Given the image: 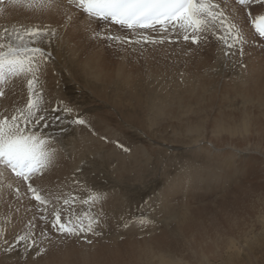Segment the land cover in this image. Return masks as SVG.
<instances>
[{
    "label": "rangeland",
    "instance_id": "374dc122",
    "mask_svg": "<svg viewBox=\"0 0 264 264\" xmlns=\"http://www.w3.org/2000/svg\"><path fill=\"white\" fill-rule=\"evenodd\" d=\"M232 2L235 4L234 0ZM0 4L3 6L10 2L3 0ZM262 12L263 6L259 13L252 11V14L255 16ZM244 17L246 26L240 27L246 36L243 54H240L238 45L230 50L228 56L224 55L227 49L220 41H215V37L194 47L182 40L147 45L141 54L138 47L136 51L132 50L136 46L92 38V29L87 27H77L76 33L70 32L71 24H66L65 19H62V23L51 22L48 25L57 29L52 44H62L64 47L67 43L68 49L63 51L65 55H94L98 63L106 65L96 68V71L104 73L109 81L96 85L86 74L76 73L81 83L69 81L67 85L70 87H63L62 92L60 90L62 96L58 99L54 91H49L50 97L43 106L49 109L58 105L69 108L76 105L77 109L68 115L65 129L74 125L79 131L99 137L107 146L102 149L98 146L102 152L98 158L97 153L90 154V166L89 162L86 163L89 156L82 157L87 158L85 165L79 162L82 168L79 167L81 172L76 176L75 183L78 187L83 184V189H63L55 178H49L43 183L44 186L35 183L34 186L61 197L63 194L64 197L66 194L79 196L78 202H75L78 205L72 207L76 208L77 213L88 211L99 220L94 228L99 235L89 232L67 236L55 232L46 221L40 219L41 213L36 209L43 206L36 205L30 199L27 184L12 177L0 185V264H155L157 257L165 256L166 259L167 256L168 259L171 255L177 257L173 264H188V258L191 260L193 257L196 258L189 264H264V103L258 100L259 97L264 98V92L255 88L259 87L261 81L264 82V41L252 32L247 12H244ZM4 21L0 20V31L15 27ZM100 28L102 30V25ZM247 28L253 35L245 34L243 30ZM110 29L113 34H126L116 25ZM69 34H74L75 39L67 37L68 41L63 40ZM172 39L175 41L176 38L173 36ZM215 43L220 45L223 52L220 62L214 58L217 52L208 49ZM247 57L256 60L254 67L260 69L251 76L250 83L243 84L235 79L232 72L237 67L246 66ZM60 68H69V65L60 62ZM195 69L209 77L205 81L206 86L198 92L192 91L193 94L183 87H172L170 84L160 86L156 80L157 76L160 77L159 81L163 77L167 80L171 77L170 81L175 76L181 79V75L184 77ZM258 78L261 81H257ZM225 86L228 87L227 91ZM164 91L168 92V97ZM169 94L175 95L171 98ZM206 94L209 97L204 96ZM247 96L250 97L246 99ZM26 101L27 98L16 101L18 105L12 103L9 110L12 111L14 106H23ZM157 106L164 108L160 111L156 109ZM77 114L86 121V125L71 123ZM56 115L63 118L67 114L61 111ZM50 116L55 114L51 113ZM90 119H95L96 124L92 126ZM46 129L43 131L49 134ZM108 132H111L109 138ZM109 146L116 152L110 150ZM92 148L94 150L95 147ZM99 149L97 151L100 153ZM79 157L80 151L74 150L69 155L70 162H77ZM96 163L103 166L102 169ZM91 165L93 168H89ZM52 171L51 168L50 175ZM74 176L71 175L72 178ZM91 179L95 182H89ZM9 183L12 184L11 188L7 186ZM90 191L102 193L104 199L97 204H82L80 201L87 199ZM56 203L54 200L53 204ZM59 206L67 207L62 200ZM51 211L52 206L49 205L48 212L44 213L49 220L52 218ZM29 221L32 222L31 226ZM191 221L195 224L188 226ZM160 232L172 234H160L162 243H158L154 238ZM24 234L35 241V247H29V241H24L11 252L4 251L9 244L15 243L16 236ZM170 239L176 246L173 253L166 244ZM105 244L107 248H104ZM219 254L224 258L219 259ZM199 255L203 258L199 259Z\"/></svg>",
    "mask_w": 264,
    "mask_h": 264
},
{
    "label": "snow or ice",
    "instance_id": "6c2138e0",
    "mask_svg": "<svg viewBox=\"0 0 264 264\" xmlns=\"http://www.w3.org/2000/svg\"><path fill=\"white\" fill-rule=\"evenodd\" d=\"M3 0H0L2 3ZM13 6L24 7L37 12H52L65 17V23L73 22L71 9H76L75 19L84 20L86 27L92 29L94 39H104L112 43L140 49L143 53L147 45L163 44L182 40L199 46L209 42L210 37L220 41L227 51L243 44L246 36L235 22V14L241 10L247 12L251 27L264 39V12L253 16L249 11L253 5L264 6V0H234L239 7L229 9L227 4L216 0H9ZM94 25L96 27H94ZM102 25V30L100 26ZM112 25L126 34H113ZM155 34V35H153ZM57 36V29L48 26L13 27L0 31V97L6 95L4 88L23 79L26 82L27 101L23 106H14L12 111H0V185L15 177L27 184L30 199L36 202V211L40 219L46 221L55 232L67 236H79L81 233L95 232L99 220L88 211L77 213L72 205L78 199L75 196L61 197L50 190L34 186L53 166L57 149L53 147L58 138L43 131L50 124L56 125L62 117L55 115L48 120L43 104V90L39 88V72L51 58L52 53L46 47ZM176 38L175 41L172 39ZM71 114L72 108L57 106L51 112ZM43 122V124H42ZM75 125H86L78 114L71 119ZM42 125V127H41ZM39 129V130H37ZM122 147V146H121ZM127 151V149H125ZM9 188L12 184L7 185ZM19 196V189L16 190ZM104 199L97 191H90L87 199L80 202L94 204ZM56 204H53V201ZM67 207H60L59 201ZM52 206L51 219L44 213ZM143 222V221H142ZM29 225L32 222L29 221ZM127 226V225H125ZM29 241V247H35V241L29 235H18L15 243L9 244L4 251L11 252L21 242ZM40 251H44L40 249ZM39 254V253H38Z\"/></svg>",
    "mask_w": 264,
    "mask_h": 264
},
{
    "label": "bare ground",
    "instance_id": "6f19581e",
    "mask_svg": "<svg viewBox=\"0 0 264 264\" xmlns=\"http://www.w3.org/2000/svg\"><path fill=\"white\" fill-rule=\"evenodd\" d=\"M217 1H219L220 2V0H217ZM224 4H227V6H228V8H230V9H235V8H237V7H239L238 5H236V4H233V2L232 1H224V3H222V7L224 6ZM253 7V9L255 10V12H258L259 13V11L262 9V6L261 5H254V6H252ZM264 7V6H263ZM74 15H73V22L71 23V25L69 26L70 28H72V30L70 31V32H75V30H76V28L77 27H81V28H85L86 27V22L84 21V20H80V21H77L76 19H75V14H76V12H77V10L76 9H71L70 10ZM5 20L4 22H9V23H11L13 26L15 25V27H34V26H41V27H43V26H48V25H50L51 24V22H53V23H58V22H63V20L65 19V17L64 16H62V15H57V14H54V13H52V12H43V11H40V12H37V11H34V10H30V9H27V8H24V7H19V6H13L12 4H7V5H3V6H1V4H0V20L2 21V20ZM63 19V20H62ZM62 20V21H61ZM235 20H238L237 21V23H238V25H239V27H241V26H246V18L244 17V12H243V10H241V11H239L238 13H236L235 14ZM45 23H47V24H45ZM247 24H248V22H247ZM2 25V24H1ZM112 26H115V25H112ZM248 26V25H247ZM94 27H96L95 25H94ZM250 27H251V25H250ZM113 28V27H112ZM88 29V28H87ZM250 29V28H249ZM111 30V29H110ZM251 30H252V32L255 34V35H257L256 33H255V31L253 30V28L251 27ZM67 31H69V29L67 30ZM66 31V32H67ZM244 32H245V34L246 35H253V34H250L249 32H251V31H249L248 30V28L247 29H245V30H243ZM76 33V32H75ZM78 33V32H77ZM61 36H64V35H61ZM258 36V35H257ZM60 37V36H59ZM64 37H66V39H64L63 38V40H65V41H68V39H67V37H70V39L72 40V39H75V37H74V34L72 35V36H70V34L68 35V36H64ZM259 37V36H258ZM260 38V37H259ZM215 39V38H214ZM252 39H254V38H252ZM261 39V38H260ZM256 40V39H255ZM258 40V39H257ZM263 41H264V39H262ZM74 41V40H73ZM215 41H216V39H215ZM60 42V41H59ZM83 42V41H82ZM188 43V42H187ZM183 44V43H182ZM212 44V43H211ZM185 45V44H184ZM206 45V44H205ZM68 44L67 43H65V45H64V47H62V44H58V45H56V44H48V45H46V47H47V49L49 50V51H51V53H52V58L45 64V65H43L42 67H41V70H40V72H39V81H40V84H39V88L40 89H42L43 90V100H44V102L50 97L49 96V91H54L55 92V95L57 96V99L59 98V96H62V94H60V90H61V92H62V89H63V87L64 88H66V89H68L70 86L69 85H67L68 83H69V81H80V79H77V76H75L76 75V73L77 74H80V73H82V74H80V75H87L88 76V78L90 77L91 79H92V81L93 82H91L92 84L93 83H95L96 85H97V83H99V84H103V83H105V81H109V77H107V76H105V74L104 73H102L101 71H96V68H103V67H105L106 65H101L100 64V62L98 63L97 61H96V59L93 57L94 55H65V53L63 52L64 50H66V48L68 49ZM193 46V45H192ZM191 46V47H192ZM213 46V45H212ZM212 46L210 45L209 47H208V49H210V50H212L211 52H217V55H215V57L214 58H216L219 62H220V60L219 59H221V56L223 55V52H222V49H221V47H220V45L219 44H216L215 43V45L213 46V48H212ZM194 47V46H193ZM196 49V48H195ZM193 50H194V48H193ZM210 52V54L211 55H214V53H211ZM257 52V51H256ZM64 53V54H63ZM198 54V53H197ZM192 55V54H191ZM247 55H249V54H247ZM261 55V54H260ZM96 56V55H95ZM206 56V55H205ZM251 56V55H250ZM174 57V56H173ZM195 57V56H194ZM165 58V57H164ZM183 58H185V57H183ZM196 58V57H195ZM247 58H249V60L247 59V63H246V66H241V67H237L236 69H234V71L232 72V73H230V75L232 74V75H234V76H236V78L235 79H238V81L239 82H241V83H243V84H246V83H250L251 82V76L252 75H254V73L257 71V70H259L260 68H258V67H254V62H256V60H254L253 58V60L252 59H250V57H247ZM103 59V58H102ZM159 59H161V58H159ZM172 59V58H171ZM199 59H201V58H199ZM207 59V58H206ZM209 59V58H208ZM98 60H99V58H98ZM168 60V59H167ZM174 60V59H173ZM179 60V59H178ZM182 60V59H181ZM192 60H194V59H192ZM252 60V61H251ZM180 61V60H179ZM223 60H221V62H222ZM60 62H66V63H68V65H69V68H64V69H61L60 68ZM183 62V61H182ZM190 62V61H189ZM261 62V61H260ZM183 63H186V62H183ZM191 63V62H190ZM203 63V62H202ZM257 63V62H256ZM170 64V63H169ZM173 64V63H172ZM176 64V63H175ZM192 64V63H191ZM229 64V63H228ZM227 65V64H226ZM103 66V67H102ZM170 66V65H169ZM177 65H175V67H176ZM181 66V65H180ZM185 66V65H184ZM193 66H195V65H193ZM197 66V65H196ZM257 66V65H256ZM261 66V65H260ZM92 67V68H91ZM162 67V66H161ZM201 66H199V68H200ZM164 68V67H163ZM166 68H167V66H166ZM180 68V67H179ZM188 68H189V66H188ZM187 68V69H188ZM199 68H197V69H199ZM207 68V67H206ZM162 69V68H161ZM169 69H171V68H169ZM177 69H178V67H177ZM180 69H182V68H180ZM180 69H179V71H178V74L180 73ZM184 69V68H183ZM182 69V70H183ZM194 69V68H193ZM197 69H195V70H193L192 72H190L188 75H184V77H183V75H181V79L178 77V78H176V76H175V79H173V80H169V79H171V77L167 80V79H164V77L162 78V79H160V81H159V78L160 77H158L157 75V77H156V80L158 81V82H160V86H164V85H167V86H169V84L172 86V87H176V86H178V87H180V88H182L183 87V89H185V90H188V91H200L199 89H201L202 90V87L203 86H206V85H204L205 84V81L207 80V77H209V76H207V77H205L204 75H202ZM208 69H209V67H208ZM168 70V69H167ZM174 70H176V68L174 69ZM181 70V71H182ZM190 70V69H189ZM233 70V69H232ZM137 71V70H136ZM165 71H166V69H165ZM171 71V70H170ZM177 71V70H176ZM176 71H175V73H176ZM185 71V70H184ZM188 71V70H187ZM261 71V70H260ZM100 72V73H99ZM107 72H109V71H107ZM154 72V71H153ZM167 72L168 71H166V74H167ZM172 72H174L173 71V69H172ZM211 72V71H210ZM217 72V71H216ZM158 73H159V71H158ZM174 73V74H175ZM224 73V72H223ZM227 73H229V70H228V72ZM258 73V72H257ZM155 74V73H154ZM161 74V73H160ZM171 74H173V73H171ZM177 74V73H176ZM177 74V76H179ZM182 74V73H181ZM183 74H184V72H183ZM207 73H205V75H206ZM213 74V73H212ZM219 74V73H218ZM262 74V73H261ZM220 75V74H219ZM87 76H85L86 78H87ZM110 76V75H109ZM164 76V75H163ZM260 76V75H259ZM258 76V77H259ZM167 76H165V78H166ZM173 77V76H172ZM211 77V76H210ZM214 77V76H213ZM255 77V76H254ZM262 77V76H261ZM79 78H81V77H79ZM87 78V79H88ZM107 80H106V79ZM111 78H113V77H111ZM110 78V79H111ZM136 78V77H135ZM151 78V77H150ZM215 78V77H214ZM217 78V77H216ZM222 78H224V76L223 77H221V79ZM256 78V77H255ZM68 79V80H67ZM213 79V78H212ZM220 79V78H219ZM235 79H234V81H235ZM121 80H122V78H121ZM130 80V79H129ZM226 80V79H225ZM255 80V79H254ZM82 81V80H81ZM132 81H134V80H132ZM216 81V80H215ZM220 81V80H219ZM223 81V80H222ZM231 81H233V80H231ZM257 81H261V79L259 80V78L257 79ZM83 82H85V81H83ZM88 82H89V80H88ZM125 82V81H124ZM217 82V81H216ZM237 82V81H236ZM79 83H81V82H79ZM183 83V84H182ZM215 83V82H214ZM132 84V83H131ZM181 84L183 85V86H181ZM207 84H209V83H207ZM219 84H220V82H219ZM224 84V83H223ZM226 84H228V83H226ZM201 85V86H200ZM212 85V84H211ZM221 85V84H220ZM234 84H232V86H233ZM236 85V84H235ZM254 85V84H253ZM215 86H216V84H215ZM259 87H255V88H257V90H259V92H264V82L262 83V81L260 82V84L258 85ZM126 87V86H125ZM129 87V86H128ZM210 87V86H209ZM218 87V86H217ZM222 87H224V86H222ZM226 87V86H225ZM233 87H235V86H233ZM243 87H244V85H243ZM252 87V86H251ZM208 88V87H207ZM211 88H212V86H211ZM227 88L228 87H226L225 89H226V91H227ZM236 88V87H235ZM246 88H247V86H246ZM254 88V87H253ZM179 89V88H178ZM204 89V88H203ZM214 89V88H213ZM213 89H211L212 90V92H213ZM233 89V88H232ZM237 89V88H236ZM239 89H241V87L239 88ZM242 89H244V88H242ZM241 89V90H242ZM82 90V89H81ZM159 90H161V89H159ZM158 90V91H159ZM165 90H166V88H165ZM176 90V89H175ZM205 90V89H204ZM210 90V91H211ZM222 90V89H221ZM223 90H224V88H223ZM4 91H5V93H6V95L4 96V97H0V111H3V110H5V109H7V110H9L10 109V107H12L11 106V104L12 103H15L16 104V101L18 102V101H22V100H24L25 98H27V88H26V82L25 81H23V79H21V80H18V81H16L15 82V84L14 85H10V86H8V87H5L4 88ZM101 91V90H100ZM166 91H168V90H166ZM166 91H164L165 93H164V95L165 94H167L166 93ZM187 91V92H188ZM207 91V90H206ZM251 91V90H250ZM105 92H107V91H105ZM151 92V91H150ZM209 92V91H208ZM216 92V94H217V91H215ZM230 92V91H229ZM233 92V91H232ZM237 92V91H236ZM252 92V91H251ZM255 92V91H254ZM51 93V92H50ZM158 93V92H157ZM160 94H161V91L159 92ZM203 93H204V91H203ZM205 93H207V92H205ZM220 93H221V91H220ZM223 93V92H222ZM228 93V92H227ZM234 93V92H233ZM248 93V92H247ZM253 93V92H252ZM252 93H249V95L250 94H252ZM132 94V93H131ZM135 94V93H134ZM153 94V93H152ZM162 94H163V92H162ZM171 94V93H170ZM169 94V95H170ZM191 94V93H190ZM189 94V95H190ZM192 94H193V92H192ZM195 94V93H194ZM211 94V93H210ZM215 94V93H214ZM225 94V93H224ZM235 94V93H234ZM255 93H253V95H254ZM155 95V94H154ZM163 95V97H165ZM175 95V94H174ZM174 95H170L171 96V98H172V96H174ZM178 95V94H177ZM201 95V94H200ZM203 95V94H202ZM212 95V94H211ZM237 95V94H236ZM244 95V94H243ZM247 95V94H246ZM141 96V95H140ZM153 95H151V97H152ZM159 95H157V97H158ZM162 96V95H161ZM160 96V97H161ZM193 96V95H192ZM195 96H197V95H195ZM194 96V97H195ZM204 96H206V97H209V96H207V94L206 95H204ZM203 96V97H204ZM214 96H216V95H214ZM217 96H220V95H218L217 94ZM223 96V95H222ZM226 96V95H225ZM167 97H168V94H167ZM166 97V98H167ZM180 97V96H179ZM189 97V96H188ZM187 97V98H188ZM212 97V96H211ZM229 97V96H228ZM239 97H241V96H239ZM246 97V96H245ZM250 97V96H249ZM248 96H247V98L246 99H248L249 98ZM254 97H255V95H254ZM162 98V97H161ZM165 98V99H166ZM175 98H176V100H177V97L175 96ZM181 98H182V95H181ZM190 98H191V96H190ZM205 98V97H204ZM214 97H212V99H213ZM218 98V97H217ZM222 98V97H221ZM221 98H219V99H221ZM235 98L236 99H238L236 96H235ZM244 98V97H243ZM242 98V99H243ZM153 99V98H152ZM156 99V98H155ZM174 99V98H173ZM173 99H171V100H173ZM183 99H185V100H189V99H186V98H183ZM197 99V98H196ZM201 99V98H200ZM218 99V100H219ZM233 99V96H232V98H231V100ZM253 99V98H252ZM154 100V99H153ZM164 100V99H163ZM182 100V99H181ZM226 100H228V99H226ZM259 101H261V103H264L263 102V100H264V98L262 99V98H260L259 97V99H258ZM156 101V100H155ZM178 101H180L179 99H178ZM223 101V100H222ZM255 101V100H254ZM152 102V101H151ZM216 102V101H215ZM218 102H220V100L218 101ZM243 102H245V101H243ZM247 102H248V100H247ZM255 102H257V100L255 101ZM163 103V102H162ZM162 103H160V104H162ZM246 103V102H245ZM250 103V102H249ZM14 104V105H15ZM54 104V103H53ZM73 104V103H72ZM152 104H153V102H152ZM155 104V103H154ZM258 104V103H257ZM16 105H18V103L16 104ZM163 105H166V103L165 104H163ZM160 106V105H159ZM159 106H157V110H160V111H162V109L164 108V107H159ZM44 107V109H46L47 111L45 112V115L48 117V120L50 121L51 119H50V117H52V116H50L51 115V113H53V112H51V109L52 108H49L48 109V107H45V106H43ZM54 107V106H53ZM72 109H73V111H75V109H77V107H76V105H74V106H72L71 107ZM13 109V108H12ZM9 111H11V110H9ZM55 115H56V113H54ZM68 115L69 114H67L66 115V117H63L62 118V121H57V123H56V125H52V124H50L49 125V127H48V132H49V134H51V135H54V136H56L57 138H58V143H56V144H54V147L57 149V153H56V156H57V158H56V161L54 162V166L52 167V169H53V171L51 172V175H50V170L49 171H47L45 174H44V176L41 178V179H39V180H36L34 183L37 185V184H41L42 186H44L43 185V183H46L47 182V180L49 179V178H55V179H58V182H59V185H61V187L64 189V188H77V191H78V189L79 188H81V189H83L84 188V186H82V185H79V187L77 186V183H75V180H76V176L77 175H79L80 174V169H79V167H81L82 168V165H79V162H82L84 165H85V162H86V160L85 159H87V158H83L82 159V157L84 156V157H88L89 156V159H87V162L86 163H88V165L90 164V161H91V158H90V154H92V153H97V157L96 158H98V156H101L100 154L102 153L101 152V150L99 149V147L102 149V147L103 146H107L106 144H105V142H101L100 140H99V137H95V136H93V135H91V134H88V133H86V132H82V131H79L78 130V128L77 127H75L74 125H70V127L68 128V129H65V123L69 120V118H68ZM75 115V114H74ZM75 118V117H74ZM73 119V118H72ZM89 121H91L92 123V126L93 125H95L96 123H95V119H90ZM250 122V121H249ZM255 122V121H254ZM90 123V122H89ZM103 129H105L104 127H103ZM82 130V129H81ZM86 130V129H85ZM100 130V129H99ZM107 130V129H106ZM109 130V129H108ZM87 131H89V130H87ZM103 131V130H102ZM79 132V133H78ZM81 132V133H80ZM89 132H91V131H89ZM109 133V135H108V138L110 137V135H111V132H108ZM107 139V138H106ZM200 139H203V138H200ZM109 140V139H108ZM200 141V140H199ZM93 144H95V146H93ZM227 144V143H226ZM99 146V147H98ZM221 146V145H220ZM227 146V145H226ZM92 147H95L96 148V150H95V148H94V150H93V148ZM77 149V151H80V155H81V158L79 159V160H77V162H70V159H69V155L71 154V153H73L74 152V150H76ZM100 150V153L97 151V150ZM105 149V151L107 152L108 150H106V148H104ZM108 149V148H107ZM109 149L110 150H112L113 148H112V146H109ZM244 149V148H243ZM246 149V148H245ZM238 150V149H237ZM112 151H114V152H116L114 149L112 150ZM137 151V150H136ZM245 151V150H244ZM104 152V151H103ZM111 152V151H110ZM248 152V151H247ZM133 153V152H132ZM231 153V152H230ZM229 153V154H230ZM236 153V152H235ZM234 153V154H235ZM76 154V153H75ZM108 154V153H107ZM116 154V153H115ZM114 155V154H113ZM93 156V155H92ZM95 156V155H94ZM132 156V155H131ZM232 156H233V153H232ZM235 156H237V155H235ZM73 157V156H72ZM94 158V157H93ZM92 158V159H93ZM73 159V158H72ZM77 159V158H76ZM235 159V158H234ZM240 159H241V157H240ZM88 160H90V161H88ZM95 160V159H94ZM93 160V161H94ZM76 161V160H75ZM95 162H93V164H94ZM97 164V163H96ZM101 164V163H100ZM103 165H105V164H103ZM90 166V165H89ZM94 166V165H93ZM96 166H98V168L100 167L101 169H102V167L100 166V165H96ZM84 168V167H83ZM89 168H93L92 167V165H91V167H89ZM87 171V170H86ZM91 171H92V169H91ZM95 171V170H94ZM94 171L92 172L93 174H94ZM83 172V171H82ZM103 172V171H102ZM86 175L88 174V173H86V172H84ZM84 173H82V174H84ZM72 174H74L75 176H74V178H72L71 177V175ZM84 174V175H85ZM92 174V175H93ZM85 175V176H86ZM95 175H93L92 177L95 179V177H94ZM84 177V176H83ZM86 177H88V176H86ZM93 179V180H94ZM86 180V179H85ZM89 180V179H88ZM92 180V179H91ZM93 180L92 181H89V182H93ZM104 180V179H103ZM96 181H98L97 179H96ZM85 182V181H84ZM87 182V181H86ZM85 182V183H86ZM94 182H95V180H94ZM14 183V182H13ZM88 183V182H87ZM93 185H94V183H93ZM96 185H98L97 183H96ZM38 186V185H37ZM48 186H50V185H48ZM56 186V185H55ZM98 186H100V185H98ZM108 186V185H107ZM57 187V186H56ZM21 188V187H20ZM41 188V187H40ZM58 188H60V187H58ZM45 189V188H44ZM61 189V188H60ZM76 190V189H75ZM80 190V189H79ZM61 191V190H60ZM65 191V190H64ZM70 192V191H69ZM106 192V191H105ZM55 193V192H54ZM74 193H77V192H74ZM57 195V194H56ZM67 195V194H66ZM66 195H65V197H66ZM71 195V194H70ZM63 197H64V194H63ZM77 197H79V196H77ZM77 202H78V200H77ZM97 204V203H96ZM75 205V204H74ZM76 205H78V204H76ZM75 205V206H76ZM79 206H80V204H79ZM84 206V205H83ZM96 207V206H95ZM74 208V207H73ZM76 209V208H75ZM94 209V208H93ZM91 210V209H90ZM95 212V211H94ZM196 212V211H195ZM199 214V213H198ZM187 219V218H186ZM185 220V219H184ZM195 224V222L194 221H191V222H189V224H188V226H193ZM190 228V227H189ZM162 236H166V235H171L172 233H170V232H164V233H157L154 237V240H155V242H160V243H162V237H161V235ZM68 238V237H67ZM153 240V239H152ZM66 244V243H65ZM70 244V243H69ZM169 247H170V250L172 251V253L174 252V249H175V245H174V241L172 240V239H170L167 243H166ZM106 245V247L104 246V245H102V247L104 246V248H107L108 246H107V244H105ZM166 245V246H167ZM64 247V246H63ZM103 248V249H104ZM167 248V247H166ZM168 250V249H167ZM156 251V250H155ZM165 251V250H164ZM181 251V250H180ZM147 252V251H146ZM157 252V251H156ZM159 252H160V249H159ZM162 252V251H161ZM160 252V253H161ZM166 252V251H165ZM160 253H158V254H160ZM170 253V252H169ZM168 255V254H167ZM170 255V254H169ZM206 255V254H205ZM160 256H163V255H160ZM176 256V255H175ZM200 256V257H199ZM198 257H199V259L201 258H203V257H201V255H199ZM218 256V258L219 259H223L224 257H223V255L221 254H219V255H217ZM232 256V255H231ZM157 257V256H156ZM165 257V256H164ZM160 258V257H157L158 259L156 260V263H155V261H154V263L155 264H173L174 262H175V259L177 258H174V255H171V256H169L168 257V259H167V256H166V259L165 258ZM190 257V256H189ZM192 257V256H191ZM207 257V256H206ZM194 258H196V257H193L192 259H194ZM165 259V260H164ZM191 259V260H192ZM198 259V260H199ZM181 260V259H180ZM179 260V261H180ZM185 260V259H184ZM183 260V261H184ZM191 260H189V258H188V261H190V262H188V264L189 263H192L191 262ZM200 261H202V260H200ZM199 261V262H200ZM153 262V261H152ZM178 262V261H177ZM176 262V263H177ZM186 262V261H185ZM222 262V261H221ZM133 263V262H132ZM198 263V262H197ZM203 263V262H202ZM206 263V262H205ZM185 264V263H184ZM204 264V263H203Z\"/></svg>",
    "mask_w": 264,
    "mask_h": 264
},
{
    "label": "crops",
    "instance_id": "0c3cea01",
    "mask_svg": "<svg viewBox=\"0 0 264 264\" xmlns=\"http://www.w3.org/2000/svg\"><path fill=\"white\" fill-rule=\"evenodd\" d=\"M226 1H227V0H226ZM231 1H232V0H231ZM253 6H254V5H253ZM249 11H251V12L254 11V12H255V10L253 9V7H251V9H249ZM243 12H246V11L243 10Z\"/></svg>",
    "mask_w": 264,
    "mask_h": 264
}]
</instances>
